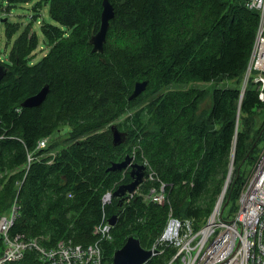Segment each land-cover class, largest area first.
I'll list each match as a JSON object with an SVG mask.
<instances>
[{
    "label": "trees",
    "instance_id": "obj_1",
    "mask_svg": "<svg viewBox=\"0 0 264 264\" xmlns=\"http://www.w3.org/2000/svg\"><path fill=\"white\" fill-rule=\"evenodd\" d=\"M3 1L10 10L32 0ZM41 2L56 23H41L47 53L33 63L39 40L28 25L0 61V217L16 198L20 206L11 236L38 239L46 248L63 240L87 246L99 240L94 230L104 217L117 215L113 239L100 243L105 264H113L131 236L150 250L171 212L192 220L196 231L203 226L222 195L235 150L222 204L224 219L233 217L264 147V102L254 76L244 82L259 13L245 0H110L114 18L104 51L96 53L91 39L100 29L103 0ZM19 29L7 21V39ZM223 79L232 84L214 88L210 109L200 114L204 90L172 89ZM144 80L146 91L130 101L136 82ZM45 86L41 105L22 108ZM130 105L139 108L128 118L132 128L116 126L125 139L114 145L112 127L104 129ZM64 126L71 130L60 143ZM46 138L48 146L38 148ZM29 154L34 160L28 166ZM128 155L147 162L167 184V203L146 199L159 185L149 180L132 198L103 204L104 194L132 181L129 170L108 171ZM164 249L145 264H167L177 249ZM14 264L41 260L29 250Z\"/></svg>",
    "mask_w": 264,
    "mask_h": 264
},
{
    "label": "built area",
    "instance_id": "obj_2",
    "mask_svg": "<svg viewBox=\"0 0 264 264\" xmlns=\"http://www.w3.org/2000/svg\"><path fill=\"white\" fill-rule=\"evenodd\" d=\"M248 9L259 13L256 37L245 74V84L254 76L258 84L259 99L264 102V0H245ZM51 138L39 142L38 148H46ZM34 160L28 155V166ZM52 161L49 162L51 164ZM144 164H147L145 162ZM250 178L243 184L238 209L233 217L224 219L223 211L217 209L219 200L199 230L192 220L181 221L169 214L167 227L158 240L162 247H174L177 253L167 264H264V147L256 161ZM147 181L159 182L146 194V199L163 205L168 202L166 187L149 167ZM113 191L104 194V205L113 199ZM134 195H128V199ZM20 206L17 198L9 212L0 217V264H14L22 261L29 250L38 252L41 264H105L101 241L113 239L109 220L104 217L94 234L99 240L84 246L71 240L58 242L46 248L38 239L29 240L20 235L11 236L10 230L18 216ZM157 246V245H156ZM154 246L153 249L157 250ZM165 249L157 250L156 255Z\"/></svg>",
    "mask_w": 264,
    "mask_h": 264
},
{
    "label": "water",
    "instance_id": "obj_3",
    "mask_svg": "<svg viewBox=\"0 0 264 264\" xmlns=\"http://www.w3.org/2000/svg\"><path fill=\"white\" fill-rule=\"evenodd\" d=\"M103 11L101 15V25L98 32L92 37L91 44L93 46L92 51L96 53H102L107 41V34L110 28L111 20L114 18V8L110 3V0H103ZM8 19H3L2 22H7ZM5 75V67L0 63V80ZM148 87V80L136 82L132 94L129 96V100H134L139 97ZM49 93V87L45 86L39 93L27 98L22 103V108H30L41 105L47 98ZM243 95V93H242ZM113 131V143L114 145L121 144L125 135L119 131L116 126H112ZM129 170V175L132 181L128 184H122L113 192V198H120L121 200L127 195H134L137 193L139 187L144 184L149 178V170L146 164H141L135 161L133 156H126L121 162H115L111 165L108 171H122ZM117 215L109 219V224L116 225ZM157 250L145 249L142 247L140 240L131 236L126 241L125 245L116 250L113 256V264H145L153 256H155Z\"/></svg>",
    "mask_w": 264,
    "mask_h": 264
},
{
    "label": "rangeland",
    "instance_id": "obj_4",
    "mask_svg": "<svg viewBox=\"0 0 264 264\" xmlns=\"http://www.w3.org/2000/svg\"><path fill=\"white\" fill-rule=\"evenodd\" d=\"M39 2H41V0H32L29 3L17 4L15 6H13L12 8H10V10H7V6H8L7 2L0 0V4H1V7H0V61L1 62H4L7 60L14 40L23 31V29L26 28L28 25H31L32 31L36 33L38 40H39V46H38L36 52L34 53L33 63H37L38 61H40L44 57V55L47 53L48 48L45 45V38H44L42 31H41V23H46V24H56V23L50 17L49 5L47 3L41 2L37 11L35 10V7ZM35 15H37L36 19H34ZM3 19H8L7 21L9 23L18 24L20 26L19 31H17L16 34H14L10 40L7 39L6 31H5L6 22H2ZM231 84L232 83L230 81L223 79V80L215 81V82H211V83H186V84L181 83V84L174 85L172 87V89L176 90V91H180V92L181 91H187L189 89H198L200 91L204 90L205 96L199 104L198 113L200 114L201 112H205V111L210 109L211 104H212L211 95H212V91L214 90V88H216V87H230ZM152 88L153 87H150L149 89H152ZM138 109L139 108L137 105L128 106L125 109V111L120 114V116L116 119V121L113 122L112 124L107 125L104 130H110V128L112 126H118L119 129L122 131L127 130L126 126L131 127V122L129 121L128 118ZM261 122H262V119L257 117V125H260ZM70 130H71V127H69V126H64L61 128L60 137L58 138V141L60 143L63 142V140L65 139L67 134L70 132ZM54 136H52V138H54ZM134 151H135V149H134ZM141 164H143V163H141ZM255 164H256V162H255ZM255 164L252 167L250 174L248 175L246 180H248L250 178L253 170L255 169L254 168ZM151 170H152V168H151ZM152 171L156 173V171H154V170H152ZM156 176H157L156 178H159L157 173H156ZM246 180H245V182H246ZM151 182H154V181H151ZM230 183H231V181H230ZM224 199H225V197H224ZM223 202H224V200H223ZM221 206H222V211H223V207L225 208V205H221ZM158 240L159 239H157L155 241V243L151 249H153L154 246H156V245H157L156 246L157 250L164 249V247L158 245V243H157ZM175 264H179V263L176 262Z\"/></svg>",
    "mask_w": 264,
    "mask_h": 264
},
{
    "label": "bare ground",
    "instance_id": "obj_5",
    "mask_svg": "<svg viewBox=\"0 0 264 264\" xmlns=\"http://www.w3.org/2000/svg\"><path fill=\"white\" fill-rule=\"evenodd\" d=\"M234 156H235V150H234V153H233V158H232V162H231V167H230V170H229V174H228V177H227V181H226L224 190L222 192V195H221V197L219 199V203H218V206H217V209L220 210V212L222 211L221 210V205L223 203L224 196H225V193H226V190H227V187L229 185L230 178H231V175H232V172H233Z\"/></svg>",
    "mask_w": 264,
    "mask_h": 264
}]
</instances>
